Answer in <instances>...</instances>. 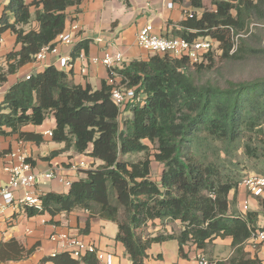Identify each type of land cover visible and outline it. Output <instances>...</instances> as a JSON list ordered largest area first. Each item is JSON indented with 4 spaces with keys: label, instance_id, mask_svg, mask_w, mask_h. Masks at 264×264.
<instances>
[{
    "label": "trees",
    "instance_id": "obj_1",
    "mask_svg": "<svg viewBox=\"0 0 264 264\" xmlns=\"http://www.w3.org/2000/svg\"><path fill=\"white\" fill-rule=\"evenodd\" d=\"M82 1L9 0L0 18V39L10 30L21 48L6 56V68H0L1 85L54 42L67 28L68 9ZM191 5L195 15L180 23L178 37L190 41L211 37L220 43L225 60L264 59V48L251 41L261 40L260 35L245 38L243 34L253 23L264 24V0H213L212 9L202 0H191ZM33 21L38 30H26ZM233 37H238L235 51ZM89 45L88 40L77 43L72 57L87 54ZM214 56L207 52L195 63L149 53L146 59L125 61L118 73L143 99L122 109L107 81L99 89L76 84L70 71L55 65L10 86L0 105V135L18 134L24 141L40 144V135L22 129L42 125L53 115L57 127L52 138L64 147L44 159L70 151L91 159L67 193H43L42 208H29L27 215L49 214L54 222L62 213L83 210L89 216L82 233L90 231L92 218L113 222L118 226L116 240L123 243L133 264H147L154 243L177 239L184 256V245L191 242L206 251L219 238L232 239V254L215 264H263L250 255L247 243L253 233L264 230L259 226L264 198H258L259 210H239L237 202L242 158L259 163L264 175V75L206 76V70H213ZM128 112L131 115L124 117ZM28 161L34 166L31 158ZM154 162L162 166L157 179ZM155 220L163 228L179 221L183 229L178 234H146ZM32 251L16 239L3 241L0 261H19ZM48 260L99 264L93 255L76 259L68 251Z\"/></svg>",
    "mask_w": 264,
    "mask_h": 264
},
{
    "label": "crops",
    "instance_id": "obj_2",
    "mask_svg": "<svg viewBox=\"0 0 264 264\" xmlns=\"http://www.w3.org/2000/svg\"><path fill=\"white\" fill-rule=\"evenodd\" d=\"M207 5L206 0H202ZM9 0H0V18L3 14L4 6ZM168 2L173 3V7H168ZM185 10L196 11L191 5V0H83L79 6L68 9L67 29L73 24L78 25V29L73 32L74 44L59 46V54H50L43 63H30L23 66L18 73L8 77V81L1 85L0 105L2 104L6 90L15 84L19 79L25 78L28 74H35L44 70L49 65H56L60 56L70 59L71 79L74 83L83 86L91 85L99 89L103 82L108 79L107 68L98 63H92V58L102 57L106 52H120L124 54L126 62L135 59H146L149 53L137 45V35L139 30L146 24L153 25L156 33L168 38L178 37L177 32L181 30L180 23L187 19ZM198 14L200 11L198 10ZM39 24L33 21L25 26L26 30H38ZM101 39V41L99 40ZM90 41L89 52L82 53L78 58L72 57V52L77 43ZM21 48L16 42V35L7 30L3 32L0 39V68H6V56L12 51ZM57 66V65H56ZM58 67V66H57ZM59 68V67H58ZM130 116L131 113H125ZM57 127V122L53 115H50L42 125H27L23 131L35 133L43 138L40 144L22 140L18 134L0 135V187L8 182V173L5 170L6 163L11 157L6 154L22 150L34 163V170L38 173L46 172L50 169L62 170L69 177L82 176V170L74 172L70 164L78 162H91L86 156L77 155L73 152L62 153L51 160H46L53 151L64 147L63 143H57L48 132H53ZM79 158V159H78ZM240 187V193L242 191ZM69 188L53 180L42 192L67 193ZM231 192L230 198L233 197ZM257 199L252 198L251 209L259 210ZM88 212L83 210L71 213H62L54 217L49 214L28 216L24 213L16 215L14 225H7L0 222V243L11 239H16L27 250L32 249V253L19 260L20 264H53L48 260L50 256L63 252L57 242L52 241L51 235L56 233H68L78 236L86 241L94 242L101 249L111 252L114 255L115 264H133L123 243L116 240L118 226L110 221L100 218H92L90 231L82 233L86 227ZM259 226H264V219L261 216ZM183 229L179 221L167 224L164 228L155 220L149 223L145 229L146 234H157L159 232L178 234ZM232 239H216L206 249L199 250L195 244L188 243L183 246L184 256L180 253V245L177 239H170L159 243H154L148 250L147 264H198L197 257L207 253L217 260L227 259L232 254ZM260 243V244H257ZM257 244V245H255ZM256 246V247H255ZM257 248V249H255ZM247 250L252 257L259 254V259L264 264V243L249 240ZM220 256V257H217Z\"/></svg>",
    "mask_w": 264,
    "mask_h": 264
},
{
    "label": "built area",
    "instance_id": "obj_3",
    "mask_svg": "<svg viewBox=\"0 0 264 264\" xmlns=\"http://www.w3.org/2000/svg\"><path fill=\"white\" fill-rule=\"evenodd\" d=\"M168 7L172 8L173 3L168 2ZM185 15L189 18L195 15L194 11L185 10ZM78 29L77 24H73L70 29H65L54 40L53 43L41 48L37 53L34 62L43 63L50 54H59V46L61 44L73 45V32ZM101 41V39H99ZM232 51L237 49L238 37H233ZM220 44L211 37L199 38L190 41L182 37L168 38L155 32L152 24L148 23L142 27L137 35V45L152 54L169 55L172 58H187L192 62H201L204 54L214 51V47ZM124 54L120 52H106L102 57L92 58V63L102 64L108 70L107 82L113 86L112 98L114 102L122 109L128 102H142V94H137L134 88H129L127 82H123L117 68L121 67L125 62ZM70 59L60 56L56 65L61 69H69ZM54 65V64H52ZM55 65V66H56ZM32 74L25 76L30 79ZM2 86L0 85V90ZM50 136L53 132H48ZM11 157L6 163L5 170L8 173V182L0 187V222L7 225H14L16 215L19 213L27 214V209L42 208L43 194L42 188L46 187L53 180H57L60 184L69 188L76 179L67 176L62 170L50 169L43 173L34 170V166L28 161L27 155L18 150L6 154ZM70 168L74 172L88 168V163L78 162L72 163ZM240 187L247 190L254 199L264 198V175L252 174L244 178ZM250 197V198H251ZM251 209L250 201L247 199L242 204V210ZM52 241L57 242L63 251H68L71 255L79 259L86 255H93L99 264H115L114 255L104 249H101L94 242L86 241L78 236L68 233L52 234ZM251 240L264 242V230H258L253 233ZM198 264H215L208 260L204 254L197 257ZM0 264H20L18 261H0Z\"/></svg>",
    "mask_w": 264,
    "mask_h": 264
},
{
    "label": "rangeland",
    "instance_id": "obj_4",
    "mask_svg": "<svg viewBox=\"0 0 264 264\" xmlns=\"http://www.w3.org/2000/svg\"><path fill=\"white\" fill-rule=\"evenodd\" d=\"M206 1H207V7L209 9H212L214 7L212 5L213 0H206ZM257 28H261V30L257 31ZM251 33L253 34L256 33L260 35V38H261V40H256L255 38L254 40H251L252 44L256 46L257 48H264V24L263 23L262 24L253 23L249 27L248 34H246V32H243L245 38L248 37ZM221 51L222 50H221L220 44H217L214 47V51H213L215 53V56H214L215 65L213 66L212 71H209V70L205 71L206 76H213L215 74H218V72L219 74H222V76L224 77L235 78V79H241V78L249 79L253 77H258L260 75H264V59L263 58H248L244 60V62H233V61L225 60L224 58H222L221 56L223 53ZM206 60L204 62H207L208 64L211 63L208 59ZM123 116L126 117V115H123ZM86 158L89 159L88 157ZM88 164H90V162H88ZM161 168H162L161 165L154 162L153 175L156 179L160 174ZM241 168L243 169V173H242L243 180L245 177L252 175V174H262L263 175V173L259 171L262 169V166L259 163H256L254 160H246L242 158ZM241 189L242 191L240 193V199L237 202V208L239 210L240 208H242V204L244 203L245 200L248 199L250 201V204L252 201V197L250 196L249 192L245 190L243 187ZM260 199H263V198H260ZM260 199H257V202H254L255 200H253L254 204L258 205V208H261ZM257 244H260V243H257ZM205 256L208 260L215 261V258L210 257L207 253H205ZM217 257H220V256H217ZM255 257H257L258 259L260 258L259 254H255Z\"/></svg>",
    "mask_w": 264,
    "mask_h": 264
}]
</instances>
